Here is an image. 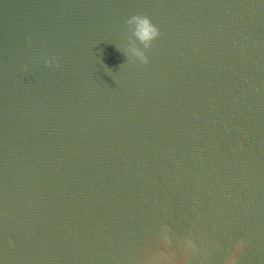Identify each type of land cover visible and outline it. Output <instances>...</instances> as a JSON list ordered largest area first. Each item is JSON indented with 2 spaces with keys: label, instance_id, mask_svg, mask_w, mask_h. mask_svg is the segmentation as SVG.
I'll return each mask as SVG.
<instances>
[{
  "label": "water",
  "instance_id": "95a60500",
  "mask_svg": "<svg viewBox=\"0 0 264 264\" xmlns=\"http://www.w3.org/2000/svg\"><path fill=\"white\" fill-rule=\"evenodd\" d=\"M230 256L264 264V0H0V264Z\"/></svg>",
  "mask_w": 264,
  "mask_h": 264
},
{
  "label": "clouds",
  "instance_id": "9594fccd",
  "mask_svg": "<svg viewBox=\"0 0 264 264\" xmlns=\"http://www.w3.org/2000/svg\"><path fill=\"white\" fill-rule=\"evenodd\" d=\"M124 23L127 32L130 33L129 39L132 41L130 45L125 48V55L129 58V61L135 60L140 63H147L144 50L149 49L152 42L159 36L158 28L152 24L145 15H132ZM239 246L240 245L237 244L236 247L239 248ZM190 247H193V244L191 240H188L185 244V248L187 249ZM230 258L232 264H234V259L231 256Z\"/></svg>",
  "mask_w": 264,
  "mask_h": 264
}]
</instances>
